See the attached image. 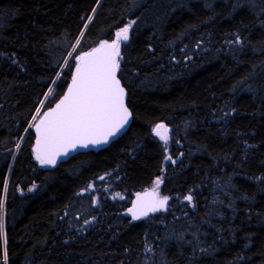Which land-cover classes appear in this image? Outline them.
<instances>
[{"label":"trees","instance_id":"1","mask_svg":"<svg viewBox=\"0 0 264 264\" xmlns=\"http://www.w3.org/2000/svg\"><path fill=\"white\" fill-rule=\"evenodd\" d=\"M130 24L128 132L56 169L32 130L14 155L75 57ZM158 178L167 203L134 220ZM0 202L2 263L264 264V0H0Z\"/></svg>","mask_w":264,"mask_h":264},{"label":"snow or ice","instance_id":"2","mask_svg":"<svg viewBox=\"0 0 264 264\" xmlns=\"http://www.w3.org/2000/svg\"><path fill=\"white\" fill-rule=\"evenodd\" d=\"M130 27L131 24L117 32V39L111 44L102 42L98 48L75 57V73L67 92L34 125L38 134L37 148L34 151L36 159L42 165H55L57 156L67 155L78 144L86 148L89 144L107 143L108 137L115 135L127 123L131 113L125 104L126 93L117 78V71L121 58L119 42L121 39H128ZM51 91L49 89V93ZM37 114L39 115V111ZM153 132L167 143V129L163 124L156 125ZM160 182L157 179L155 183L158 186ZM153 193L158 195L156 189H153ZM167 199L163 197L141 202L138 197L141 213L146 215L148 211L164 207ZM186 199L191 201L192 197L188 196ZM2 207L0 202V208ZM135 208L136 206L130 210L134 220L140 218ZM3 230V220L0 217V235H3ZM2 260L3 264H7L6 252Z\"/></svg>","mask_w":264,"mask_h":264},{"label":"water","instance_id":"3","mask_svg":"<svg viewBox=\"0 0 264 264\" xmlns=\"http://www.w3.org/2000/svg\"><path fill=\"white\" fill-rule=\"evenodd\" d=\"M130 32V30H129ZM129 32L127 35H129ZM116 39H114L113 41H115ZM113 41H106L108 42L109 44H111ZM129 42V38L127 40H123L122 44L123 45H126L128 44ZM98 48V47H97ZM92 51V50H90ZM88 51V52H90ZM119 71H120V67L117 71V78L120 80L121 82V86L124 87L125 89V104L129 110V112L131 113V115L129 116L128 118V121L127 123L124 125L123 128H121L119 131L116 132L115 135L113 136H109L108 137V142L107 143H102V144H98V145H92V144H89L88 147H81L79 146V144L75 147L74 150H69L68 151V154L67 155H59L57 156L56 158V163L55 165H49V164H44L46 165L47 167H49L50 169H56L58 168L62 163H66L68 162L71 158L75 157L76 155L80 154V153H87V152H99L101 150H104L106 148H108L112 143H114L115 141H117L118 139H120L122 136H124L128 130L130 129L132 123H133V113H132V110L129 108L128 106V98H129V94H128V91L126 89V87L124 86L122 80L120 79L119 77ZM75 73V72H74ZM73 76V75H72ZM72 82V78L66 88V90L64 91V93L57 99V101L49 108L45 109L44 112L46 111H49L50 109L54 108L56 103L59 102V100L63 97V95L67 92L68 90V87L69 85L71 84ZM43 112V113H44ZM160 124H163L165 126L166 129H168L167 127V124L166 123H160ZM155 128V127H154ZM32 133L34 134V143H33V146H32V151L36 154V152L34 151L36 148H37V139H38V134L35 130V127L33 126L32 128ZM154 133V132H153ZM157 136V135H156ZM138 197L140 198V201L143 202V201H149V200H153V199H157L158 200V196L155 195L153 193V190H150V191H147V192H144L142 194H139L138 196H136V198L133 200L132 202V206H131V209L134 208V206H136L135 210L137 211V214L140 216V218H144V217H147L149 216L150 214L154 213V211H148L147 214H142L141 213V209L139 207V204H138ZM139 218V219H140ZM138 220V219H136ZM0 264H3L1 261H0Z\"/></svg>","mask_w":264,"mask_h":264},{"label":"bare ground","instance_id":"4","mask_svg":"<svg viewBox=\"0 0 264 264\" xmlns=\"http://www.w3.org/2000/svg\"><path fill=\"white\" fill-rule=\"evenodd\" d=\"M56 83H57V80H55L52 83V85L50 86V88H49V89L52 90L51 93H49V89H48L46 95L41 100V102H43V103H41V102L39 103L38 108H37V110H36V112H35V114L33 116V117H36V119L35 120L33 118L31 119V121H30V123H29V125H28V127H27V129L25 131V133L18 140L17 146L15 147V150H14V155H16L19 152V150L21 149V147L23 146V144L25 142V139H26L29 131L36 124V121H37L38 117L43 113L44 107L47 104V101L49 100V97L52 95V93H54ZM38 111H39V115L37 114ZM12 167H13V162L11 163V166H10L9 171H8V175H7V179H6V184H5L6 187H5V190H4V196H6V193H7V187H8V184H9V179H10V174H11V171H12Z\"/></svg>","mask_w":264,"mask_h":264},{"label":"rangeland","instance_id":"5","mask_svg":"<svg viewBox=\"0 0 264 264\" xmlns=\"http://www.w3.org/2000/svg\"><path fill=\"white\" fill-rule=\"evenodd\" d=\"M132 26V25H131ZM131 28V27H130ZM129 28V29H130ZM121 31V30H120ZM128 38H129V35H128ZM116 39H117V37H116ZM122 42H123V39H121L120 40V47H119V51H120V53H121V49H122V46H123V44H122ZM119 62H120V59H119ZM56 80H58V78L56 79ZM54 94L55 93H52V95L49 97V100L48 101H50L52 98H53V96H54ZM48 101H47V103H48ZM47 105V104H46ZM46 105H45V107H44V110H45V108H46ZM44 112V111H43ZM43 115V113L40 115V116H42ZM40 116L38 117V119H37V121H36V123L38 122V120L40 119ZM31 130H32V128H31ZM26 140V139H25ZM24 145V144H23ZM45 166V165H44ZM158 179H160V181H162V179L161 178H158ZM157 181V179L156 180H154L153 181V183L151 184V186L148 188V189H146L144 192H147V191H150V190H153V189H156V191L158 192V199H161V198H163V196L160 194V186H161V182H160V184L157 186L156 185V182ZM90 190H94V188L93 187H90V189H87V191H85V193H88ZM83 193H84V191H83ZM82 202H84V201H82ZM79 209H85V206L83 207V204H82V206H81V208H79ZM160 209V208H159ZM158 209V210H159ZM157 211V210H156ZM155 212V211H154ZM129 215L130 216H132V213H131V211L129 212ZM77 218H78V221L79 220H81L80 218L82 217L81 216V214H77Z\"/></svg>","mask_w":264,"mask_h":264}]
</instances>
